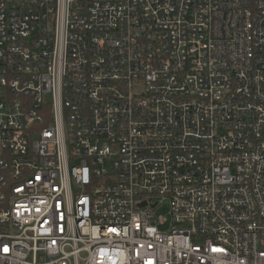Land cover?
<instances>
[{
	"label": "built area",
	"instance_id": "obj_1",
	"mask_svg": "<svg viewBox=\"0 0 264 264\" xmlns=\"http://www.w3.org/2000/svg\"><path fill=\"white\" fill-rule=\"evenodd\" d=\"M0 264H264V0H0Z\"/></svg>",
	"mask_w": 264,
	"mask_h": 264
},
{
	"label": "rangeland",
	"instance_id": "obj_2",
	"mask_svg": "<svg viewBox=\"0 0 264 264\" xmlns=\"http://www.w3.org/2000/svg\"><path fill=\"white\" fill-rule=\"evenodd\" d=\"M167 210H168V208H167L166 205H161V206H159V207L156 208L157 213H162L165 216L167 215Z\"/></svg>",
	"mask_w": 264,
	"mask_h": 264
}]
</instances>
